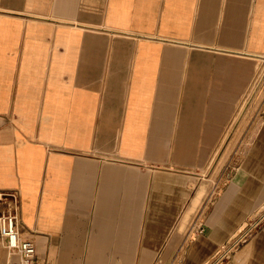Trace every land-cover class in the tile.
<instances>
[{
  "label": "crops",
  "instance_id": "crops-1",
  "mask_svg": "<svg viewBox=\"0 0 264 264\" xmlns=\"http://www.w3.org/2000/svg\"><path fill=\"white\" fill-rule=\"evenodd\" d=\"M263 64L264 0H0V190L35 264H264V113L189 223Z\"/></svg>",
  "mask_w": 264,
  "mask_h": 264
},
{
  "label": "rangeland",
  "instance_id": "rangeland-1",
  "mask_svg": "<svg viewBox=\"0 0 264 264\" xmlns=\"http://www.w3.org/2000/svg\"><path fill=\"white\" fill-rule=\"evenodd\" d=\"M245 98H246L245 99L246 103L249 102L247 105L248 107L246 109L245 122L243 123L240 129V133L236 134L233 144L229 147L230 148L229 151H227V144H224L225 146H223L222 144L219 148L221 151V157L219 161L216 162L218 156L213 157V162L209 161L207 166H205V168L200 172V174L196 176L197 183L199 185L205 184L206 192L203 195V198L201 199V202L197 207L196 211L189 219V223L192 221L193 216L195 215H198L197 217L199 222L202 220L203 214L206 210V207L208 206V203L210 202L212 195L221 188L222 183L226 178L225 177L226 173L229 171L231 167H233L234 163L238 160L245 145L249 141V137L250 134L253 132V128L258 123L260 117L263 115L264 79L262 83L258 86L257 90H256V85H253L251 94L249 96L246 95ZM234 148H237V150H234ZM230 249L231 247L227 246L226 249L222 250L223 256L225 254H228L232 250Z\"/></svg>",
  "mask_w": 264,
  "mask_h": 264
},
{
  "label": "built area",
  "instance_id": "built-area-1",
  "mask_svg": "<svg viewBox=\"0 0 264 264\" xmlns=\"http://www.w3.org/2000/svg\"><path fill=\"white\" fill-rule=\"evenodd\" d=\"M19 210L18 191L0 190V248L17 253L21 258L19 264H35V245L20 234Z\"/></svg>",
  "mask_w": 264,
  "mask_h": 264
},
{
  "label": "bare ground",
  "instance_id": "bare-ground-1",
  "mask_svg": "<svg viewBox=\"0 0 264 264\" xmlns=\"http://www.w3.org/2000/svg\"><path fill=\"white\" fill-rule=\"evenodd\" d=\"M264 65V64H263ZM262 69V68H261ZM256 83V82H255ZM256 92V91H255ZM247 107V105H246ZM242 112V111H241ZM244 112V111H243ZM241 114V113H240ZM239 115V114H238ZM243 115V114H242ZM240 116V115H239ZM227 139V137H226ZM2 251L4 252L5 254V259L3 260V263L4 264H13V263H17L19 264L20 261H21V258L20 256L15 253V252H9L7 251L5 248L2 247Z\"/></svg>",
  "mask_w": 264,
  "mask_h": 264
}]
</instances>
